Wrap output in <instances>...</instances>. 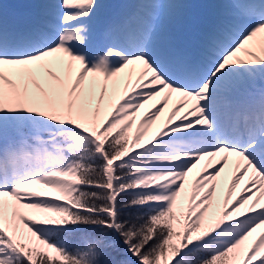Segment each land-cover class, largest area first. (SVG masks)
I'll list each match as a JSON object with an SVG mask.
<instances>
[{"label": "snow or ice", "instance_id": "snow-or-ice-1", "mask_svg": "<svg viewBox=\"0 0 264 264\" xmlns=\"http://www.w3.org/2000/svg\"><path fill=\"white\" fill-rule=\"evenodd\" d=\"M0 264H264V0H0Z\"/></svg>", "mask_w": 264, "mask_h": 264}, {"label": "bare ground", "instance_id": "bare-ground-1", "mask_svg": "<svg viewBox=\"0 0 264 264\" xmlns=\"http://www.w3.org/2000/svg\"><path fill=\"white\" fill-rule=\"evenodd\" d=\"M100 2L102 4H104V3L106 4L108 2V0H100ZM119 2H120V0L117 1V3H119ZM214 2H216V0H213V2H210V3H214ZM131 70H133V72L135 71L134 69H131ZM116 80H117V83H116L115 87L114 88L113 87H110V89H109V92H110V94H112L113 99H115L116 97H118L121 94H124L125 93V89H124V86H123L124 85V80H125V74L124 73L120 74L116 78ZM131 91H132V88H131V85L129 84V86L127 88V92H131ZM149 102L150 103L148 105H146V109H145L146 111L142 112L143 115L147 111H149L151 109V106L154 103L153 101H149ZM170 107H171V105H169V108ZM167 110L168 109H166V112H167ZM141 117H142V115H140L139 113L138 114L136 113V116L134 118V121L135 122L133 124L134 127H136V123L139 122V120H140ZM163 120H164V117L157 118L156 123H154L152 125H149L148 126L149 133H151L152 131H155L157 129V127H162L163 126ZM208 163H209V161H208L207 158L205 160H203V161H200L199 164H198V166H197V168L193 170V172L195 171V173L194 174L193 173L191 174L192 177H195V175L197 173L202 172L205 169V165H207ZM212 163L213 164L215 163V160L214 159L212 160ZM208 170H210V168ZM222 176H223L225 182H227V180L229 179V177L227 176V174L226 173L225 174H222ZM237 185H238V189L233 190V197H235L240 192L241 188L244 186L243 182H239Z\"/></svg>", "mask_w": 264, "mask_h": 264}, {"label": "rangeland", "instance_id": "rangeland-1", "mask_svg": "<svg viewBox=\"0 0 264 264\" xmlns=\"http://www.w3.org/2000/svg\"><path fill=\"white\" fill-rule=\"evenodd\" d=\"M17 1H19L20 3L21 2H23V0H17ZM114 0H108V2L105 4V5H111L112 4V2H113ZM208 1H210V2H213V0H208ZM193 2H196V3H198V0H193ZM104 10V11H103ZM102 10V12H106L107 11V9H103ZM150 102L148 101L145 105H144V107L143 108H141V109H139L138 111H137V114L139 113L140 115H142L143 116V113L142 112H144V111H146L145 109H146V105H148ZM133 131H135V127H134V125H133ZM143 139V138H142ZM195 173V171L193 172V174ZM235 189H238V185L236 186V188ZM234 189V190H235Z\"/></svg>", "mask_w": 264, "mask_h": 264}]
</instances>
